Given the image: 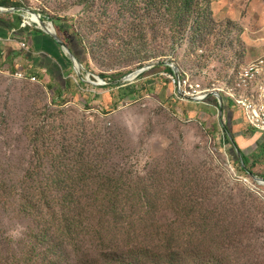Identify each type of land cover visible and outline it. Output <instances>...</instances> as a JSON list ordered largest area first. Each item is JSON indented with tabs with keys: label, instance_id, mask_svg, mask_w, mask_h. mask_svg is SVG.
Masks as SVG:
<instances>
[{
	"label": "rangeland",
	"instance_id": "374dc122",
	"mask_svg": "<svg viewBox=\"0 0 264 264\" xmlns=\"http://www.w3.org/2000/svg\"><path fill=\"white\" fill-rule=\"evenodd\" d=\"M15 1L54 28L65 24L83 62L75 69L66 53L68 67L52 85L0 65V264L45 259L46 246L36 237L42 226L21 211V198L50 190V155L69 143L99 151L108 168L152 177L162 190L181 179L189 187L202 183L209 217L232 237L206 238L208 252L219 255V264H264V135L234 109L230 119L227 110L220 116L215 94L199 99L194 92L232 85L243 67L264 57V0H211V30L189 47L186 40L174 46L161 12L146 10V0H137L136 10L129 0ZM151 64L142 77L125 79ZM170 64L178 77L166 70ZM130 84L143 96L130 93ZM224 124L251 173L240 170L239 148ZM158 216L164 224L174 221L167 210Z\"/></svg>",
	"mask_w": 264,
	"mask_h": 264
},
{
	"label": "trees",
	"instance_id": "16d2710c",
	"mask_svg": "<svg viewBox=\"0 0 264 264\" xmlns=\"http://www.w3.org/2000/svg\"><path fill=\"white\" fill-rule=\"evenodd\" d=\"M127 5L133 10L138 8L137 0H129ZM0 7L22 6L15 0H1ZM146 8L161 12L162 26L168 25L174 46L184 40L188 47L189 43L196 44L213 23L211 0H146ZM55 29L82 63L78 40L72 44L74 37L65 36L67 26L56 25ZM166 70L175 75L172 66L167 65ZM125 88L143 96L136 85ZM231 106L223 99L229 119ZM224 129L228 141L242 153L241 160L237 159L240 170L251 173L248 156L238 146L232 128L224 124ZM259 148L264 152V144ZM53 150L45 153H52L48 163L52 173L47 177L50 190L46 194H23L20 205L22 212L42 226L36 237L40 245L46 246L47 254L40 264L221 263L219 255L208 252L206 238L232 237L219 220L209 217V194L202 183L194 182L189 187V181L181 179L180 186L162 190L152 177L133 178L125 170L108 168L99 151L75 143L58 144ZM40 152L36 145V153ZM31 178L29 174L26 181ZM164 210L172 214L174 221L164 224L158 218Z\"/></svg>",
	"mask_w": 264,
	"mask_h": 264
},
{
	"label": "crops",
	"instance_id": "0c3cea01",
	"mask_svg": "<svg viewBox=\"0 0 264 264\" xmlns=\"http://www.w3.org/2000/svg\"><path fill=\"white\" fill-rule=\"evenodd\" d=\"M23 43L28 44L30 49L24 50ZM67 62L65 51L49 34L22 27V20L15 13H0V65L6 68L16 66L22 70L21 73L24 71L35 78H49L52 85L60 79V73L64 75ZM67 78L69 76L65 80ZM231 107L230 110L234 109L245 122L241 111L233 105Z\"/></svg>",
	"mask_w": 264,
	"mask_h": 264
},
{
	"label": "built area",
	"instance_id": "2783aa9c",
	"mask_svg": "<svg viewBox=\"0 0 264 264\" xmlns=\"http://www.w3.org/2000/svg\"><path fill=\"white\" fill-rule=\"evenodd\" d=\"M39 17L42 19L41 15ZM45 23L51 26L55 32L52 23ZM33 26L41 29L38 21L32 22L29 19H24L22 22L24 28ZM22 47L24 50L30 49L26 43H23ZM18 76H23V73H18ZM35 79L33 77V80ZM191 86L193 87V85ZM196 87H200V85H196ZM194 92L198 94L197 98L199 99H206L209 94L216 96L217 93H224L232 101L234 107L241 111L246 124L258 134L264 135V57L243 67L235 76L232 85L224 88L215 87L212 91L206 89L204 93L202 90L194 89Z\"/></svg>",
	"mask_w": 264,
	"mask_h": 264
},
{
	"label": "water",
	"instance_id": "95a60500",
	"mask_svg": "<svg viewBox=\"0 0 264 264\" xmlns=\"http://www.w3.org/2000/svg\"><path fill=\"white\" fill-rule=\"evenodd\" d=\"M19 13L22 16H25L27 18V13L28 14H37L34 13L26 8H21V7H0V13ZM39 16V14H37ZM39 25L41 26V30H43L44 32H46L47 34H49L51 37H53L55 39V41L63 48V50L65 51V53L68 54L69 59L71 60V62L74 64V68L75 69H79L81 66V62L75 57V55L71 52L69 46L54 32H50L46 29V23L39 17ZM158 64H160V62H158ZM153 64L151 65H147L141 68H137L135 69L133 72L130 73V75H128L125 79H131L134 76H138L139 74H141L142 72H144L145 70H147L148 68L152 67ZM170 66H172L173 70H174V74L176 77H178V72L175 69V67L173 65L170 64ZM216 96L218 97V103H219V108H220V116H222V112H223V103H222V98L220 96L219 93L216 94ZM229 136L232 138L231 134H229ZM237 155L238 157L241 159L242 158V153L239 151V149H237ZM255 179H257L256 176H253ZM264 182V180H261Z\"/></svg>",
	"mask_w": 264,
	"mask_h": 264
},
{
	"label": "bare ground",
	"instance_id": "6f19581e",
	"mask_svg": "<svg viewBox=\"0 0 264 264\" xmlns=\"http://www.w3.org/2000/svg\"><path fill=\"white\" fill-rule=\"evenodd\" d=\"M27 18L32 22H39V16L37 14H26ZM46 29L54 33V29L51 26L46 25Z\"/></svg>",
	"mask_w": 264,
	"mask_h": 264
}]
</instances>
